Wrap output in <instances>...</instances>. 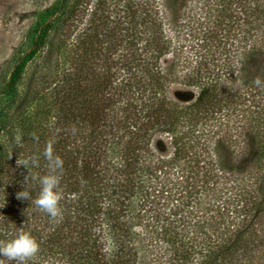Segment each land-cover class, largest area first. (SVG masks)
Segmentation results:
<instances>
[{
  "label": "trees",
  "instance_id": "trees-1",
  "mask_svg": "<svg viewBox=\"0 0 264 264\" xmlns=\"http://www.w3.org/2000/svg\"><path fill=\"white\" fill-rule=\"evenodd\" d=\"M110 1L70 43L91 66L54 80L36 144L3 146L0 241L29 232L30 264H264V0ZM68 2L14 65L10 103L46 32L86 4ZM49 141L63 160L59 223L24 182L48 173ZM33 156L39 167L17 166Z\"/></svg>",
  "mask_w": 264,
  "mask_h": 264
},
{
  "label": "rangeland",
  "instance_id": "rangeland-1",
  "mask_svg": "<svg viewBox=\"0 0 264 264\" xmlns=\"http://www.w3.org/2000/svg\"><path fill=\"white\" fill-rule=\"evenodd\" d=\"M71 1L68 4L73 3V6L78 0ZM95 1L86 0V4L74 13V21L60 22L46 32L37 54L25 65L16 86V98L10 103V98L1 93L9 75L14 65L33 47L38 30L53 19L60 0H0V114L3 112L8 125H11L9 134L0 131V160H3V146L36 144L33 134L24 139L19 126H27L28 129L31 125L29 132L38 137L39 125H50L52 120L46 108L51 105L50 89L54 80L65 71L74 72L82 61L83 67L91 66L90 53L86 51L83 54L70 43L79 35L80 38L85 37L83 32L89 25ZM109 3L113 5L114 2L111 0ZM260 59L264 63V55ZM42 80L46 82L44 87L41 86ZM41 89L43 93L33 96L35 90ZM251 155L248 158L251 159ZM262 226L264 228V221Z\"/></svg>",
  "mask_w": 264,
  "mask_h": 264
},
{
  "label": "clouds",
  "instance_id": "clouds-1",
  "mask_svg": "<svg viewBox=\"0 0 264 264\" xmlns=\"http://www.w3.org/2000/svg\"><path fill=\"white\" fill-rule=\"evenodd\" d=\"M257 85L260 80L255 81ZM33 139H38L33 134ZM54 141H49L42 153L48 164V173L42 176L26 175L24 182L38 181L40 190L38 195L32 199V203L37 210L48 215L54 222L59 223L63 220V211L61 208V200L63 198V189L61 187V179L63 174V160L54 154ZM29 165L39 167V157L33 156L17 162V166H23L28 169ZM16 198L22 201L31 199L28 190H22L16 194ZM40 245L38 241L26 231H20L14 238L8 241H0V264L5 261L14 262V264H30L38 257Z\"/></svg>",
  "mask_w": 264,
  "mask_h": 264
}]
</instances>
